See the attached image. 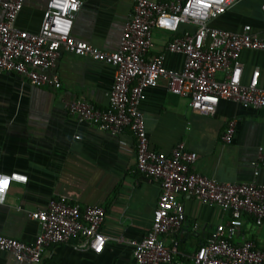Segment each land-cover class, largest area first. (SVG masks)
<instances>
[{
    "label": "crops",
    "instance_id": "obj_1",
    "mask_svg": "<svg viewBox=\"0 0 264 264\" xmlns=\"http://www.w3.org/2000/svg\"><path fill=\"white\" fill-rule=\"evenodd\" d=\"M46 2L23 0L16 27L37 33ZM263 2L233 0L226 13L209 24L235 32L248 24L263 38ZM133 7L134 0H82L72 36L101 51L115 52ZM185 29L191 27L182 25L176 34L153 30L151 54L163 55L169 70H179L183 59L165 52V45ZM240 62L242 82L257 70L258 85L264 90V51L244 50ZM54 72L60 82L57 89L31 87L22 77L0 72V235L32 243L40 226L28 214L65 197L70 203L104 210V250L96 254L72 240L47 247L38 264H136L132 247L119 239L140 240L149 231L159 184L137 171L135 140L129 131L117 137L101 134L66 108L69 102L85 100L106 110L113 68L62 51ZM140 110L151 150L169 154L182 144L197 156L191 172L231 184L253 180L257 149L264 148V111L221 100L212 116L200 115L191 110L189 99L169 93L164 81L144 91ZM231 120L236 121L235 134L225 145L221 136ZM255 181L264 185V167ZM178 200L184 207V223L175 235L162 240L171 251L170 264H194V253L217 225L231 220V213L191 197ZM227 236L233 244L251 241L263 250L264 222L256 225L252 217L243 216L241 226ZM0 264L19 263L0 251Z\"/></svg>",
    "mask_w": 264,
    "mask_h": 264
},
{
    "label": "built area",
    "instance_id": "obj_2",
    "mask_svg": "<svg viewBox=\"0 0 264 264\" xmlns=\"http://www.w3.org/2000/svg\"><path fill=\"white\" fill-rule=\"evenodd\" d=\"M232 2L134 0L118 49L105 52L72 36L82 0H47L37 33L16 27L23 0H0V72L22 77L31 87L48 85L57 89L60 82L54 69L62 51L113 68L106 110L85 100L69 102L66 108L69 115L101 134L117 137L129 131L135 140L137 171L159 184L160 195L149 231L140 240L119 239L132 247L136 264L171 263V251L162 237L175 235L184 223V207L178 200L181 196L231 213V220L217 225L194 253V264H264V249H257L251 241L233 244L227 236L241 226L243 216L252 217L256 225L264 222V185L255 181L264 167V148L257 149L252 181L231 184L208 179L190 171L197 156L182 144L169 154L149 148L140 110L144 91L164 81L169 93L189 99L191 110L200 115L212 116L221 100L264 111L259 72L253 71L248 82L243 83L240 62L244 50L264 51V37L254 34L248 24L238 32L209 24L225 14ZM261 9L264 13V2ZM182 25L191 29L175 35L164 48L165 52L180 55L182 66L169 70L164 66L163 55L151 54L153 30L176 34ZM235 127V120L227 123L221 136L223 144L232 143ZM28 218L40 226L32 243L0 235V251L12 255L19 264H38L47 247L72 240L96 254L104 250L107 237L101 231L105 219L101 207H82L61 197L50 201L45 209L29 213Z\"/></svg>",
    "mask_w": 264,
    "mask_h": 264
},
{
    "label": "snow or ice",
    "instance_id": "obj_3",
    "mask_svg": "<svg viewBox=\"0 0 264 264\" xmlns=\"http://www.w3.org/2000/svg\"><path fill=\"white\" fill-rule=\"evenodd\" d=\"M3 183L6 185L7 181H4Z\"/></svg>",
    "mask_w": 264,
    "mask_h": 264
}]
</instances>
